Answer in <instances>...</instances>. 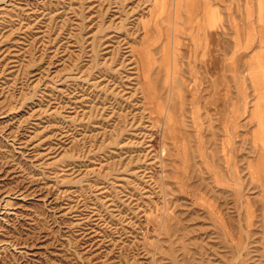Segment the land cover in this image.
<instances>
[{
  "label": "rangeland",
  "instance_id": "obj_1",
  "mask_svg": "<svg viewBox=\"0 0 264 264\" xmlns=\"http://www.w3.org/2000/svg\"><path fill=\"white\" fill-rule=\"evenodd\" d=\"M0 264H264V0H0Z\"/></svg>",
  "mask_w": 264,
  "mask_h": 264
}]
</instances>
